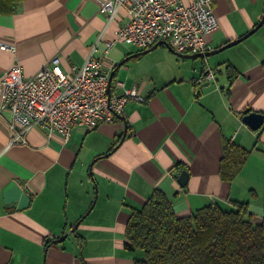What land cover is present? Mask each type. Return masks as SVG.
I'll return each mask as SVG.
<instances>
[{
  "label": "crops",
  "instance_id": "0c3cea01",
  "mask_svg": "<svg viewBox=\"0 0 264 264\" xmlns=\"http://www.w3.org/2000/svg\"><path fill=\"white\" fill-rule=\"evenodd\" d=\"M212 2L218 22L208 38L212 50L248 33L264 9V0ZM123 19L120 11L107 23L94 0H23L12 14H0V42L14 46L0 49V74L17 63L30 77L56 54L64 71L80 66L98 36L97 54L103 53ZM234 46L204 63L166 46L142 53L115 42L106 59L123 85L115 93L136 88L143 102L128 101L124 121L92 131L74 126L66 142L31 129L26 144L8 146L11 116L0 111V264H134L141 253L124 247L126 222L154 190L182 217L212 201L244 202L231 199L241 185L261 187L264 122L253 131L241 118L264 115V23ZM203 67L213 70L214 82H196ZM228 143L248 151L239 183L219 175ZM182 170L184 187L176 182ZM248 209L254 220L264 217V193ZM83 215L75 234L54 242Z\"/></svg>",
  "mask_w": 264,
  "mask_h": 264
},
{
  "label": "built area",
  "instance_id": "2783aa9c",
  "mask_svg": "<svg viewBox=\"0 0 264 264\" xmlns=\"http://www.w3.org/2000/svg\"><path fill=\"white\" fill-rule=\"evenodd\" d=\"M98 11L107 15V23L124 12L122 25L113 41H104L97 54L98 36L80 66L64 71L59 54L34 75L25 77L19 64L0 74V111H7L9 145L26 144L31 129L55 133L66 142L74 126L92 131L103 123H112L122 115L130 100L143 102L136 88L112 91L109 77L115 63H106L115 42L140 51L163 42L179 54H204L211 51L208 38L218 29L212 0H94ZM0 49L14 52V46L0 42ZM206 63V59H203ZM206 65V64H205ZM198 84L214 82V72L202 68ZM111 85V84H110Z\"/></svg>",
  "mask_w": 264,
  "mask_h": 264
},
{
  "label": "trees",
  "instance_id": "16d2710c",
  "mask_svg": "<svg viewBox=\"0 0 264 264\" xmlns=\"http://www.w3.org/2000/svg\"><path fill=\"white\" fill-rule=\"evenodd\" d=\"M22 1L0 0V14H12ZM115 83L112 79V91ZM247 155L234 143L224 144L221 180L230 182ZM124 237L126 250L141 253L134 264H264V217L254 220L247 202L212 201L178 217L167 196L154 190L131 212Z\"/></svg>",
  "mask_w": 264,
  "mask_h": 264
},
{
  "label": "water",
  "instance_id": "95a60500",
  "mask_svg": "<svg viewBox=\"0 0 264 264\" xmlns=\"http://www.w3.org/2000/svg\"><path fill=\"white\" fill-rule=\"evenodd\" d=\"M264 23V9H263V14H262V17L261 19L258 21V23L253 27V29H251L248 33H246L244 36L238 38V39H235V40H232L230 42H228L227 44H225L224 46L218 48V49H213L211 51H208L204 54H191V55H188V54H179V53H175L172 49H170L168 46H166L165 43L163 42H158L156 43L153 47H151L150 49L148 50H145L143 51L142 53H147V52H150L152 50H154L155 48H157L158 46L160 45H163V46H166L168 48V50L182 58V59H202L203 57H211L213 55H216L218 54L219 52L225 50V49H228L238 43H240L241 41H243L244 39L248 38L250 35H252L254 32H256ZM129 58V57H128ZM127 58V59H128ZM127 59H125L124 61H126ZM124 61H121L118 66H121ZM112 78H113V73H111L110 77H109V87L108 89L110 88V84H111V81H112ZM119 119L123 120V117L122 116H119L118 117ZM241 121L243 124H245L247 127H249L251 130L253 131H256L258 130L262 125H263V122H264V115L263 114H260V113H256V112H248L246 114H244L241 118ZM125 134H126V125L124 127V132H123V135L119 141L122 142V140L124 139L125 137ZM187 180H188V172L185 171V170H182L177 179H176V182L177 184L180 186V187H184L187 183ZM86 215H83L79 221H77L68 231L67 233H64L63 235H61L58 239H55L54 242L55 243H60L62 242L68 235L70 234H75V230L77 228V226L82 222V220L85 218Z\"/></svg>",
  "mask_w": 264,
  "mask_h": 264
},
{
  "label": "rangeland",
  "instance_id": "374dc122",
  "mask_svg": "<svg viewBox=\"0 0 264 264\" xmlns=\"http://www.w3.org/2000/svg\"><path fill=\"white\" fill-rule=\"evenodd\" d=\"M234 47L235 46H232V47L226 49V51H229L230 49H233ZM188 55H191V54H188ZM247 160H248V158H246V161ZM261 160H262V158H261ZM240 171H241V169H240ZM240 171L238 172V175H236L237 177L235 176L238 179L237 180L238 183H239V181H241L240 180V177H241ZM256 176H257V179L260 182L261 187L257 185V186L254 187V190H253L251 186L249 187L247 185H245V186L244 185L243 186L241 185V187L239 188V191L238 192L235 190V188H233L231 194L233 195L236 192L237 193H236V195H234L233 197H231V199H234V197H236L237 199H235V200H240V201L247 202L248 205H252V206H256V205L260 204L262 202L263 193H264V174H261V175L258 174ZM249 189H251V190H249Z\"/></svg>",
  "mask_w": 264,
  "mask_h": 264
}]
</instances>
